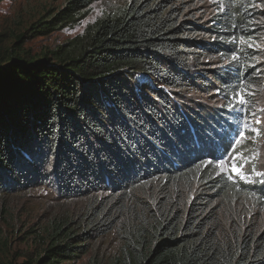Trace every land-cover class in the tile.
<instances>
[{
  "label": "trees",
  "instance_id": "trees-1",
  "mask_svg": "<svg viewBox=\"0 0 264 264\" xmlns=\"http://www.w3.org/2000/svg\"><path fill=\"white\" fill-rule=\"evenodd\" d=\"M96 1L69 0L31 30ZM213 1L207 14L193 0H130L75 46L30 56L21 35L0 50V197L49 187L82 203L37 255L7 264H75L112 232L117 252L95 264H264V182H233L216 163L242 147L233 121L247 114L227 105L263 77L250 42L264 0ZM231 197L250 212L225 210Z\"/></svg>",
  "mask_w": 264,
  "mask_h": 264
},
{
  "label": "rangeland",
  "instance_id": "rangeland-1",
  "mask_svg": "<svg viewBox=\"0 0 264 264\" xmlns=\"http://www.w3.org/2000/svg\"><path fill=\"white\" fill-rule=\"evenodd\" d=\"M69 0H2L0 2V50L5 51L15 48L23 35L20 48L30 56L39 55L44 52H54L62 46H75L77 38L84 37L89 28L96 21L120 14L128 5L130 0H98L77 14L76 18L67 23H55L50 29L41 26L48 25L47 21L60 11ZM195 7L204 8V12L211 14L214 11L213 0H193ZM261 7L258 4V8ZM207 17V16H206ZM44 22L36 30H31L35 23ZM73 43V44H72ZM256 50L262 54L258 58L260 71L263 77L255 87H252L245 94L248 100L247 105H241L247 117L237 118L233 121L235 133L241 130L243 123L249 125L245 130V139L241 140L242 147L235 153L234 158L254 156L255 159L245 164L242 171L248 179H241L236 173H230L233 182L253 183L263 181L264 176H256L252 172L255 167L257 172H264V126L257 125L251 113L264 121V32L256 40L250 42ZM262 66V67H261ZM200 92V91H199ZM191 98H203L207 100L210 95L201 96L192 92ZM211 104L217 100L208 101ZM251 128H259L261 134L257 136ZM240 159H232L227 163L231 168L233 164L240 167ZM189 196L185 190L182 193ZM223 203L225 210L232 211L234 215L249 213L246 197ZM235 202V203H234ZM237 202V203H236ZM82 208L79 201L65 200L53 189L41 187L33 191L26 189L11 192L0 197V264H7L10 261L22 262L27 256L37 255L43 247L47 238V230L53 222L58 223L67 219L72 213L74 215ZM251 209H254L251 207ZM264 216V211L262 212ZM118 233L112 232L92 243V249L86 255L78 259L75 264H95L104 261L118 250Z\"/></svg>",
  "mask_w": 264,
  "mask_h": 264
},
{
  "label": "snow or ice",
  "instance_id": "snow-or-ice-1",
  "mask_svg": "<svg viewBox=\"0 0 264 264\" xmlns=\"http://www.w3.org/2000/svg\"><path fill=\"white\" fill-rule=\"evenodd\" d=\"M215 39V37L213 38ZM233 59L235 60L236 57L234 56ZM247 92L246 89L241 88L239 91H237L235 93V95L233 96V100L235 101V103H229V105H227L228 107H232L235 108L237 105H247L248 100L246 99L245 93ZM247 95H254V93H247ZM241 111H243V109H241ZM260 112H264V108L259 110ZM251 115L255 118V123L257 125H262L264 126V121H262L258 116L257 113L253 112L251 113ZM249 129V125L245 122L242 124L241 126V130L237 132V136L234 139V144H240L242 139H245V130ZM251 131L253 133H255L257 136H259L261 134L260 129L259 128H251ZM232 159H240L242 161L240 167H236L235 164H233L231 166V168H228L226 165L228 163L229 160ZM255 157L254 156H250L247 158L244 157H230L228 153H225L219 160L216 161L217 166L220 170V173L228 175L229 179H232V176L230 175V173H236L238 176H240L241 179H248L247 175L245 174L244 171H242V168L244 167L245 164L249 163L250 161L254 160ZM205 164H211L212 161H205ZM252 172L256 175V176H264V172H257L255 167L252 168ZM264 182V181H261Z\"/></svg>",
  "mask_w": 264,
  "mask_h": 264
}]
</instances>
